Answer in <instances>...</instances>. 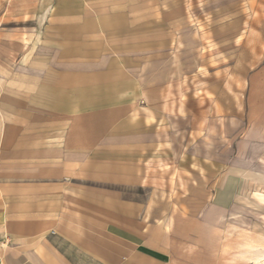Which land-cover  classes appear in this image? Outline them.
Returning <instances> with one entry per match:
<instances>
[{
	"label": "crops",
	"instance_id": "0c3cea01",
	"mask_svg": "<svg viewBox=\"0 0 264 264\" xmlns=\"http://www.w3.org/2000/svg\"><path fill=\"white\" fill-rule=\"evenodd\" d=\"M35 7L20 71L0 76L2 264H224L226 207L138 199L171 180L170 96L154 72L170 0Z\"/></svg>",
	"mask_w": 264,
	"mask_h": 264
},
{
	"label": "rangeland",
	"instance_id": "374dc122",
	"mask_svg": "<svg viewBox=\"0 0 264 264\" xmlns=\"http://www.w3.org/2000/svg\"><path fill=\"white\" fill-rule=\"evenodd\" d=\"M35 5L0 0V76L3 65L21 69L35 34ZM170 7V38L158 28L155 36L169 47L155 52L166 67L154 72L170 96L171 180L156 181L154 197L140 188L138 199L226 207L223 263L264 264V0H170ZM165 216L172 226L179 219Z\"/></svg>",
	"mask_w": 264,
	"mask_h": 264
}]
</instances>
